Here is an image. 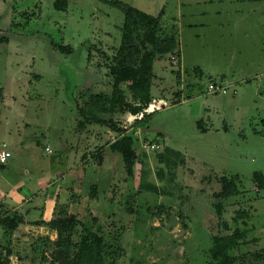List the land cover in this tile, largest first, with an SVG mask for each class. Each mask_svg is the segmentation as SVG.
Returning a JSON list of instances; mask_svg holds the SVG:
<instances>
[{
  "label": "rangeland",
  "instance_id": "obj_1",
  "mask_svg": "<svg viewBox=\"0 0 264 264\" xmlns=\"http://www.w3.org/2000/svg\"><path fill=\"white\" fill-rule=\"evenodd\" d=\"M55 1L0 0V37L8 38L0 43V144L13 153L0 168V195L26 194L38 203L60 192L63 203L79 194L71 210L94 230L101 226L110 244L106 264H204L213 237L236 228L247 230L232 251L236 264H264V188L253 181L254 172L264 174V0H120L155 16L164 11L162 24L178 27L181 51L175 64L154 62L156 104L146 121L115 116L135 136L133 176L108 145L115 132L97 124L77 129L80 94L111 92L108 58L99 54L111 57L120 46L125 14L109 0H66V10ZM210 82L227 85L228 93H209ZM152 142L161 152L169 146L185 155L176 184L158 177L164 165ZM99 146H105L102 164L91 157ZM219 175L238 176L241 190L224 201L222 217L214 206ZM141 180L172 194L140 192ZM13 183L23 187L12 191ZM95 184L99 194L92 198ZM239 210L249 212L246 223L234 220ZM46 236L57 233L20 230L11 264H50L33 251Z\"/></svg>",
  "mask_w": 264,
  "mask_h": 264
},
{
  "label": "trees",
  "instance_id": "obj_2",
  "mask_svg": "<svg viewBox=\"0 0 264 264\" xmlns=\"http://www.w3.org/2000/svg\"><path fill=\"white\" fill-rule=\"evenodd\" d=\"M109 2L122 9L125 14L120 46L114 50L111 57L103 49H100L99 54L102 58H108L105 75L111 78V92L92 93L89 96L85 93L80 94L82 102L78 101L80 119L77 122V129L97 124L115 132L114 140H109L108 145L113 152L123 158L127 176H133L135 166L139 161L135 136L131 130L125 128L126 125L122 120H117L115 116L128 113L134 116L137 122H144L152 113L148 109L156 104L152 94L153 80L156 76L153 69L154 62L167 58L174 64L175 61L179 62L181 51L177 36L178 27L173 25L172 29H167L163 26L164 11L155 16L120 0H109ZM54 5L56 9L66 10L68 2L56 0ZM7 41V37H0V43ZM53 45L66 53L74 51L71 45ZM91 57L92 53L90 60ZM103 67L101 62L98 63L100 71ZM177 76L181 77V71L177 72ZM180 95L181 92H178L177 98H180ZM177 100V103H181V99ZM157 109V106L154 107L153 112ZM200 123V126L204 125L203 121ZM99 135L100 138L103 137L102 134ZM104 149L105 146H99L97 152L91 156L97 159L99 164H102ZM157 157L166 169L160 168L157 172L158 177L169 185L176 184V170L180 165H185V155L167 146L163 152H158ZM144 175L145 172L142 171V177ZM239 179L238 176H218L221 189L214 192L215 199L218 200L214 206L219 217H222L224 201L241 193ZM253 181L258 188H264L263 173L254 172ZM139 191H151L166 196L172 194V191L162 189L147 180L146 182L141 180ZM98 194L99 187L95 184L92 186L91 197L97 198ZM71 196L68 203L58 206L54 218L34 222L36 225H44L51 231H55L57 237L56 239L48 236L38 238L34 242L36 245L33 251L41 250L43 260H49L50 264H106L105 253L107 254L110 248L109 241L101 233V226L94 230L92 226L85 224L77 213L72 212V203L78 201L81 196L77 193ZM164 207L165 205L161 204L159 209L165 210ZM249 217L248 211L239 210L234 220L237 222L240 218L246 223ZM96 220L97 218L94 219ZM25 223L26 219L23 214L9 212L6 205L0 201V227L3 231L0 237V264H11V257L16 254L13 234L20 225ZM223 225L228 227L227 223ZM246 236L247 230L240 228H236L229 234L215 235L210 260L204 264H236L237 258L232 251L244 243Z\"/></svg>",
  "mask_w": 264,
  "mask_h": 264
},
{
  "label": "crops",
  "instance_id": "obj_3",
  "mask_svg": "<svg viewBox=\"0 0 264 264\" xmlns=\"http://www.w3.org/2000/svg\"><path fill=\"white\" fill-rule=\"evenodd\" d=\"M4 143L5 142H3L2 144H4ZM2 144H0V148H1ZM7 148L12 153V151L9 149L10 147L8 144H7ZM11 158H13V153H12V156L9 158V160ZM9 160L7 161V163L9 162ZM7 163L6 164L0 163V168L2 166L8 165ZM67 174H68V172H67ZM80 178L74 176L73 181L80 179ZM38 183H39L38 186L42 187L43 189L45 187H46V189H48L51 186V183H47L46 181H39ZM11 186L13 187L12 191H19L23 187V185H21L20 183H13V184H11ZM68 189L72 190L73 187L70 186V187H68ZM59 193L54 194L53 197H50V198L45 196L43 198V201H40L38 203L34 202V199H32L33 197L32 198L27 197L26 194L25 195L21 194V193L15 194V192L14 193L11 192V193H5V194L2 193L0 195V201L6 205L7 210H9V212L21 213L25 216V219H26V223L20 225L19 228L14 232L13 238H12L13 242L18 241L17 233H19L20 230L23 231V229H25L26 231L29 232V231H31V229L35 230V228H37V227L47 228V226H44V225H36V224H34V222L38 221V220H44V221L51 220L52 218L55 217L58 206L61 204L68 203V201L63 202V203L60 202V199H59L60 194ZM35 212H37V213L39 212L40 217H34L33 218L32 214ZM23 241L29 242L28 240H23Z\"/></svg>",
  "mask_w": 264,
  "mask_h": 264
},
{
  "label": "built area",
  "instance_id": "obj_4",
  "mask_svg": "<svg viewBox=\"0 0 264 264\" xmlns=\"http://www.w3.org/2000/svg\"><path fill=\"white\" fill-rule=\"evenodd\" d=\"M207 91L209 93H224V94H226V93H228L229 88L225 84L210 82V84L207 87ZM234 93H236V90L234 91ZM150 147L152 149H155V150L160 148L159 145H156V144H152V145H150ZM46 150L51 151V149L49 147H47ZM11 156H12V153L8 150L7 144L6 143L2 144V146L0 148V163L6 164Z\"/></svg>",
  "mask_w": 264,
  "mask_h": 264
},
{
  "label": "water",
  "instance_id": "obj_5",
  "mask_svg": "<svg viewBox=\"0 0 264 264\" xmlns=\"http://www.w3.org/2000/svg\"><path fill=\"white\" fill-rule=\"evenodd\" d=\"M144 132L162 133V131L159 129H146V130H144Z\"/></svg>",
  "mask_w": 264,
  "mask_h": 264
}]
</instances>
